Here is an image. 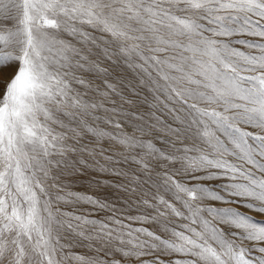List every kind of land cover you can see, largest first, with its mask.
<instances>
[{"label":"snow or ice","instance_id":"1","mask_svg":"<svg viewBox=\"0 0 264 264\" xmlns=\"http://www.w3.org/2000/svg\"><path fill=\"white\" fill-rule=\"evenodd\" d=\"M0 264H264V0H0Z\"/></svg>","mask_w":264,"mask_h":264},{"label":"rangeland","instance_id":"2","mask_svg":"<svg viewBox=\"0 0 264 264\" xmlns=\"http://www.w3.org/2000/svg\"><path fill=\"white\" fill-rule=\"evenodd\" d=\"M77 190H81V191H83V189H77ZM111 198V197H110Z\"/></svg>","mask_w":264,"mask_h":264}]
</instances>
